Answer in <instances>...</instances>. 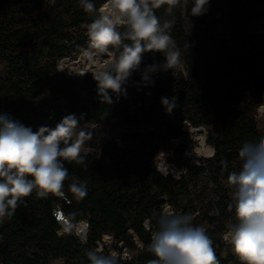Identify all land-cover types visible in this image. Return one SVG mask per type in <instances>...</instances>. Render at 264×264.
<instances>
[{"label": "trees", "instance_id": "16d2710c", "mask_svg": "<svg viewBox=\"0 0 264 264\" xmlns=\"http://www.w3.org/2000/svg\"><path fill=\"white\" fill-rule=\"evenodd\" d=\"M94 2L99 8L106 0ZM191 6V0L187 5L182 0L172 16L165 14L167 5L155 10L162 20H175L171 35L181 52L180 64L153 74L146 86L135 73L126 94L110 93L113 103L107 104L89 73L99 62L88 63L85 74L67 75L58 68L88 47L87 25L94 17L78 0H0V113L33 131L54 128L71 114L83 115L82 124L111 117L129 128L119 144L105 142L98 157L89 156L83 165L66 164L71 175L87 182L88 195L80 202L67 192L66 182L72 202L64 207L65 213L78 211V221H88L87 243L58 236L52 217L56 198L33 194L0 223V264H87L86 247L104 240L130 246L128 231L144 245L137 263L147 264L154 258L145 251L151 231L142 222L161 209L164 198L173 210L191 212L215 247V237L234 219L227 176L239 170L241 142L264 135V124L260 129L256 119L257 109L264 108V35L250 32L264 18V0H210L207 13L199 17L191 16ZM164 62L162 54L146 53L141 68ZM173 96L176 108L166 114L161 98ZM189 128L203 129L211 157L185 167L178 177L157 172L156 155L168 152ZM198 185L201 190L194 195Z\"/></svg>", "mask_w": 264, "mask_h": 264}, {"label": "clouds", "instance_id": "9594fccd", "mask_svg": "<svg viewBox=\"0 0 264 264\" xmlns=\"http://www.w3.org/2000/svg\"><path fill=\"white\" fill-rule=\"evenodd\" d=\"M188 2L183 0L184 5ZM78 3L94 17L87 25L85 56L90 64L108 57L91 72L102 103H113L110 93L117 97L126 94L135 73H140V83L146 86L153 74L180 64L181 52L171 35L175 20H162L155 10L167 5L165 14L172 16L182 0H106L99 8L94 0ZM191 5V16L199 17L207 13L210 0H191ZM146 53H160L165 62L141 68ZM176 104L174 96L161 98L166 114L172 113ZM82 120L83 115L79 119L75 114L66 115L54 128L41 126L33 131L10 114L0 113V223L14 216L18 207L26 206L25 198L33 194L38 199L51 195L71 204L65 190L69 181L67 192L72 198L80 202L87 197V182L71 175L66 164L83 165L90 153L98 157L101 148L89 142L98 143L103 133L96 122L82 124ZM162 154L165 160L166 153L159 152L154 163L157 172L167 175L169 164L160 163ZM238 156L239 170L227 176L232 190L228 207L234 209V219L226 223L222 238L240 264H264V135L242 141ZM222 164L227 168V161ZM79 215L78 211L65 213L60 206L52 209L58 231L86 243ZM147 222L151 240L145 251L154 257L147 264H220L207 228L195 224L191 212L162 207L153 210ZM84 258L87 264H119L116 252L94 247L84 249Z\"/></svg>", "mask_w": 264, "mask_h": 264}, {"label": "rangeland", "instance_id": "374dc122", "mask_svg": "<svg viewBox=\"0 0 264 264\" xmlns=\"http://www.w3.org/2000/svg\"><path fill=\"white\" fill-rule=\"evenodd\" d=\"M250 32L252 34L264 35V18L256 21L250 26ZM99 64L102 61H98ZM89 63L88 58L85 56L84 52L77 57L76 60H70V64H64L63 66H58L59 70L66 73L67 75H77L83 71L87 64ZM81 66V67H80ZM0 75H4L3 65L0 64ZM264 103V101H262ZM257 122L259 128H262L264 124V108L260 110L257 109ZM100 126V131L103 133V136L99 139V142L96 141L89 142L92 147L101 148L102 145L113 140L116 144L120 143L122 136L129 131L127 126L122 125L117 119L111 117H105L98 122ZM190 128L187 129V136L182 137L181 139L174 140L172 142V148L165 152V160L163 154L160 159L162 165H167L168 174L173 176H179L180 171H185V167L198 165L200 159L210 158L212 155L209 153V149L206 147V135L203 131L197 133H190ZM212 149V148H211ZM94 157H97L95 153H91ZM155 166V165H154ZM156 167V166H155ZM202 181L205 182L202 178H198L196 182ZM200 185V183H199ZM199 185L197 188L193 189V194L200 192ZM229 196L232 197V190H229ZM51 264H63L59 261H53Z\"/></svg>", "mask_w": 264, "mask_h": 264}, {"label": "built area", "instance_id": "2783aa9c", "mask_svg": "<svg viewBox=\"0 0 264 264\" xmlns=\"http://www.w3.org/2000/svg\"><path fill=\"white\" fill-rule=\"evenodd\" d=\"M155 169H156V167H155ZM175 177H178V176H175ZM68 205H70V204L65 202L64 200H60V199L56 198L54 203H53V208L56 206H60L64 210V207H66ZM162 207H170L173 210V208L169 205L168 200L166 198L163 199V204L161 205V208ZM54 220H55V218H54ZM55 222H56V220H55ZM79 222H80V227L83 229L84 234L86 236V243H87V237H88V232H89V223L87 220H80ZM142 227L145 231H147V232L150 231V225L147 222V219H145L142 222ZM128 233L131 236V244L132 245H130V246L125 244L123 241L104 240L101 242L97 241L95 248L103 249L105 252H116L118 255V258H119V264H138L137 263V257L141 253H143L144 245L138 239L137 235H135L132 231H128ZM223 233L218 234L215 237L216 238V245L214 247L216 250L217 258L220 261V264H240L238 257H236L232 253L231 246L228 245L223 240V238H222ZM57 235L61 237V236H65L68 234H63V233H60L59 231H57ZM73 236L77 239V241L80 243V245L86 244V243L82 242L75 235H73ZM150 238H151V232H150Z\"/></svg>", "mask_w": 264, "mask_h": 264}, {"label": "bare ground", "instance_id": "6f19581e", "mask_svg": "<svg viewBox=\"0 0 264 264\" xmlns=\"http://www.w3.org/2000/svg\"><path fill=\"white\" fill-rule=\"evenodd\" d=\"M64 64H70V60H69V59H67V60H63V61L59 62L58 66L61 67V66H63ZM81 72H88V71H87L86 68H85V69H84L83 71H81ZM89 72H91V71H89ZM189 131H190V133H192V134L199 132V131H197V130L194 129V128H191ZM206 147L210 150L209 153L211 154V152H212L211 146L208 145V144H206ZM213 152H214V151H213Z\"/></svg>", "mask_w": 264, "mask_h": 264}, {"label": "water", "instance_id": "95a60500", "mask_svg": "<svg viewBox=\"0 0 264 264\" xmlns=\"http://www.w3.org/2000/svg\"><path fill=\"white\" fill-rule=\"evenodd\" d=\"M84 73H87V72H80L79 74H84ZM91 73V72H89ZM197 131H203V129L199 128V129H196ZM89 156H93L91 153L89 154ZM153 163H154V160H153ZM155 164V163H154Z\"/></svg>", "mask_w": 264, "mask_h": 264}]
</instances>
